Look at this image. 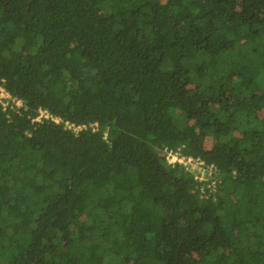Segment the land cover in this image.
Listing matches in <instances>:
<instances>
[{
	"label": "trees",
	"instance_id": "16d2710c",
	"mask_svg": "<svg viewBox=\"0 0 264 264\" xmlns=\"http://www.w3.org/2000/svg\"><path fill=\"white\" fill-rule=\"evenodd\" d=\"M0 83V264H264V0H0Z\"/></svg>",
	"mask_w": 264,
	"mask_h": 264
},
{
	"label": "built area",
	"instance_id": "2783aa9c",
	"mask_svg": "<svg viewBox=\"0 0 264 264\" xmlns=\"http://www.w3.org/2000/svg\"><path fill=\"white\" fill-rule=\"evenodd\" d=\"M23 101L13 96L4 86L0 83V105L2 110L6 112V115H9V110L19 111L21 107H23ZM41 118H51L55 122H60L58 117L51 116L45 109H39L38 116L35 117V120H40ZM68 128H71L74 132H77L81 128H85V124L74 125L68 121L63 122ZM93 129L97 128V123L94 122L91 124ZM167 161L171 164L180 163L184 165L186 168L194 170V179L198 184V191L202 196L206 191L211 192V194L215 191V179L213 176V168L212 165H205L203 160L199 158H194L191 155L185 156L179 154L177 150L170 149L166 152ZM210 195V194H207ZM205 195V196H207Z\"/></svg>",
	"mask_w": 264,
	"mask_h": 264
}]
</instances>
